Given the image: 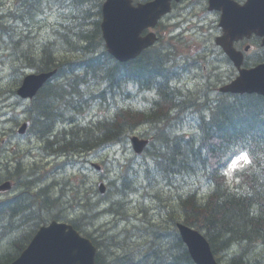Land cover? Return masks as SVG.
<instances>
[{"label": "trees", "instance_id": "obj_1", "mask_svg": "<svg viewBox=\"0 0 264 264\" xmlns=\"http://www.w3.org/2000/svg\"><path fill=\"white\" fill-rule=\"evenodd\" d=\"M16 2L15 10L9 12V16H0L1 37L6 33L11 38H14V34L31 35V32L18 34L12 27L6 30L2 24L9 21L6 17L23 22L26 9L32 12L35 5L36 11L41 10V0ZM63 2L67 3L68 15L56 24L67 31L65 38L60 35L61 28L54 29L52 41L37 49L33 46L30 48L32 52L25 54L31 62L30 67L38 72L57 69L53 80L41 90L30 108L32 132L44 141L55 132L59 121L72 127L68 133L57 137L58 147L55 148L51 141L45 151L57 156L101 151L117 145L122 138L125 144L135 127L146 124L152 134L162 138L160 148L152 153L157 158L153 161L160 165H163V161L173 164L170 175L157 164L153 177L156 184L169 176L174 181H177L178 175H181L179 178L189 176L188 179L195 180L203 176L207 179L200 180L212 187L203 199H198L191 191L186 196L178 193L182 195L175 199L178 214H175V209L159 213L163 227L153 226L150 222H141V227L133 226L131 230L141 228V234L127 232L126 237L132 239L131 246L116 243L114 237H102L107 243L106 249L119 248V251H108L109 261L100 250V244L82 231V222L89 218L75 219L71 222L74 227L97 246L96 264H194L174 226L176 219H182L185 224L201 232L205 230L219 260L225 254L229 257L227 264H264V97L222 93L218 90L222 83L216 85L209 78L205 82L200 78L194 90L174 86L173 80L178 75H173L171 70L176 67L174 55L177 53L163 52L159 47L122 65L103 48L100 32L103 0ZM167 45L173 48L171 43ZM129 85L137 86L144 92L154 89L158 98L148 100L150 107L146 110L121 108L113 113L111 102L117 103L120 94L124 93L122 89ZM95 106L107 109V112L88 121ZM174 114L177 116L174 117ZM76 116H80L79 122H76ZM174 118H182L186 122L194 119L200 140L172 138L166 130L169 125L173 126ZM243 150L250 154L251 164L236 174L238 183L228 185L222 170ZM36 168L33 169L34 173L26 175L33 177V180L23 181L19 164L18 182L23 185V193L0 206V264L14 261L39 227L47 223L51 214L49 211L60 210L58 199L49 197L51 190L48 187L31 193L37 180L34 179ZM125 168L129 171L130 165ZM124 175L121 190L115 189L120 197L137 189L130 182L131 177L128 179V172ZM164 182L170 185L169 188L176 185ZM119 210L114 208V211H107L114 216L121 213ZM144 212L147 211H142V214ZM135 238L140 242L133 241ZM128 248L129 251L125 252Z\"/></svg>", "mask_w": 264, "mask_h": 264}, {"label": "rangeland", "instance_id": "obj_2", "mask_svg": "<svg viewBox=\"0 0 264 264\" xmlns=\"http://www.w3.org/2000/svg\"><path fill=\"white\" fill-rule=\"evenodd\" d=\"M198 1L200 0H186L179 8L173 11V17L177 16L178 18L165 25L164 29H162V27L159 29L160 34L166 36L167 31L180 26V28L173 34L179 35L183 33L182 38L184 40L188 39L192 42L189 47L190 53L197 51L193 41L198 44H211L210 38H213L217 33V30H210L211 27L215 26L217 19L216 16L206 15V13L204 14L203 11L205 10V7H203V4H198ZM16 4V0H0V15L9 16L7 12H9V10H15ZM25 12L23 22L6 17L9 21L2 24V27L6 30L7 28L12 27V29L18 34L24 33V35H26L28 32H31V35H28L27 37L13 35V39L18 42L25 40L24 45L18 46L15 51L16 53L13 52L12 40H10L11 37L7 35L8 33L2 37L0 36V144L2 140L6 139L1 148L0 173L5 165L9 164L12 166L10 161L18 160L22 164L21 166L24 167L21 170L23 177L31 172L30 169L38 167V176L36 175L34 178L39 179V181L35 183L38 186L32 188L34 191L31 190V193H36V189L39 186L47 188L46 186L55 185V187L51 189L52 191L50 192L51 195H49V197L57 199V194L61 193L64 183H66L67 186H70L68 189H72L73 192H69L65 195V199L58 200L60 210L49 211V213H51L48 215L49 220L53 219L54 216L66 218L70 222L79 217L86 216L89 218L82 222L81 226L86 231L94 233V239L100 244V250L106 254V261H109L108 251H119V248L111 247L106 249L107 243H105V240H102V237H114L116 243H124L127 246H131L132 239L126 237L127 232H129V234L134 232H137L139 235L141 234V228L134 231L131 230L133 226L141 227V222H150L153 226L163 227L161 222L162 218L158 214L164 212L163 210L172 211L174 209L175 214H178L176 211L178 207L177 200H175L179 195L178 193L186 196L190 191H194L198 194V198L202 199L208 195L210 187L207 188L204 181L195 180L193 178L188 179L190 178L189 176H187L186 179L177 178V181H174L171 178L172 182L176 184L171 186V188H169L170 185L168 186L165 182L156 184L153 180V176L151 178L143 177L144 170L141 169L138 164L145 162L146 157L137 158L134 155V151H132L129 141L125 145L114 146V148L110 147L102 151H92L90 154L85 155L84 159H81L83 161L76 162V165L73 163H67L64 165V168H62L61 163L64 162V159H57V157L46 155L43 150L42 140L36 137L32 132L20 138L17 131L19 126L29 118L27 111L31 103L28 101H22L18 98L16 96V90L24 77L36 73V70L30 67L31 62L27 60L28 58L25 54L29 55V52H32L30 48H33V46L37 49L40 46H43L47 41H52V31L54 29L61 28L59 30L60 35L64 38L67 34V31H63V28L59 24H56L60 20V16L63 17L64 11L60 6L54 5L51 1H42L41 10L39 11H36L34 5L32 12L28 9H26ZM201 17L203 18V23L199 24L201 23L199 20ZM198 27H203L204 30L200 31L197 29ZM191 28H196V30L190 33L192 30ZM162 30L166 33H162ZM0 33L3 34L1 28ZM206 66L210 68L207 63H204L201 64L196 71H192L190 74L185 75L182 81L180 80L181 85L194 90L198 84L199 77L203 76L205 82V77L213 76L212 70L214 68L211 67L210 71ZM225 77L227 76L223 73L221 79L224 80ZM213 80L217 79L213 78L210 81ZM218 83H221V81H218ZM128 94L131 96L130 102L129 100H127L126 103L122 102V100L125 99V96L122 94L123 97L121 95L118 97L121 101L117 103L121 104L120 106L122 107H124L125 104L126 107L131 106L133 110H141L133 107V105L140 102L146 103V101H144L146 96H143L141 93L137 95V89L134 87L129 89ZM112 103L114 104L112 109H114L117 103L116 101H112ZM106 110L107 109H102L99 106L92 107L89 117H93L96 114L105 115L107 112ZM182 125L186 126V134L184 137L188 140L191 138L190 130L196 128L195 125L197 126V122L194 119H190L187 123L186 121L183 122ZM147 130H150L149 127H147ZM147 130L142 129V131H134L129 138L135 135L145 138L149 137ZM61 133L60 129L56 130L55 136H58ZM175 133L179 134L177 131H175ZM156 138L157 136L154 134L153 146L157 143ZM158 148L159 147H156L157 151ZM193 160L196 161L194 158ZM129 161H132L134 164V175H132L133 180L131 179L132 185L136 186L135 188H137V185L139 184H144V186L138 189V191L132 193V198H129L131 201L128 200V205L123 206L125 205V198L123 197L126 196H122L121 198L118 191L116 192L115 189L117 188L121 190L123 185L122 177L125 176L124 174L128 172L129 179L133 172L130 173V171H126L125 167L122 168V165L125 166L126 164H129ZM91 163L101 164L104 168L101 173L111 189V192L110 189H108L106 196H101L98 192L96 184L100 181L101 177L100 174L93 169ZM6 177H8L7 173H2L0 175V179ZM31 178L26 176L25 180L30 181ZM116 181L117 183H115ZM82 183L84 184L82 185V189H80L79 185ZM15 186H17L16 182ZM20 190L21 189L16 187L12 194H3L0 196V200L12 198L19 193ZM76 190L81 194L77 195ZM156 190H158L159 193H157ZM74 195L77 196L73 198ZM84 197L85 199L87 198V200H83ZM157 198H160V200ZM120 206H122V209L119 208ZM114 208H119L121 213L114 216L104 214V211L107 209L114 211ZM143 210L147 212L142 214L141 212ZM95 214H99V216L91 220L92 216ZM144 217L146 219H144ZM133 241L140 242L137 238L133 239ZM143 241L144 240L142 239V243ZM127 251H129V248L125 250V252ZM222 261L227 262L224 259Z\"/></svg>", "mask_w": 264, "mask_h": 264}, {"label": "water", "instance_id": "obj_3", "mask_svg": "<svg viewBox=\"0 0 264 264\" xmlns=\"http://www.w3.org/2000/svg\"><path fill=\"white\" fill-rule=\"evenodd\" d=\"M171 1L153 0L135 7L132 0H106L102 9L101 27L109 52L120 62H126L151 46L156 40L154 34L146 37L140 35L143 30L154 27L157 20L170 11ZM210 9L223 12L220 26L225 36L218 42L239 67L242 56L233 49L232 43L250 37L252 33L264 37V0H248L244 6L231 0H210ZM47 78L42 76L31 81L30 91H37ZM25 91L27 89L22 90ZM222 91L264 96V64L241 71L240 76ZM143 147V142L136 146L138 152ZM3 190H6L5 186ZM179 230L185 236L189 253L197 264H217L209 244L198 232L184 226H179ZM95 252L96 248L91 241L82 238L72 226L54 222L42 228L28 249L12 264H95Z\"/></svg>", "mask_w": 264, "mask_h": 264}, {"label": "bare ground", "instance_id": "obj_4", "mask_svg": "<svg viewBox=\"0 0 264 264\" xmlns=\"http://www.w3.org/2000/svg\"><path fill=\"white\" fill-rule=\"evenodd\" d=\"M3 13V12H2ZM73 13V12H72ZM0 16H2V17H4V15H0ZM10 19V18H9ZM17 21V20H16ZM2 22V21H1ZM64 23V22H63ZM15 26V25H14ZM54 27V26H53ZM87 28V27H86ZM2 32V31H1ZM10 34V33H9ZM8 38V37H7ZM10 40H12V46H13V52H15L16 50H17V48H18V46H21V45H24L25 44V40H23V41H20V42H18L17 40H14L13 38H11ZM106 51H107V49H106ZM16 53V52H15ZM107 53H108V51H107ZM109 54V53H108ZM21 57V56H20ZM22 59V58H21ZM156 62V61H155ZM118 63H120V64H129L130 62H127V63H124V62H118ZM159 63V62H158ZM176 63V67L174 68V69H172L171 70V73H173V75H175V74H177L178 76L177 77H175V80H173L174 81V83H173V85L174 86H180V87H184V86H182L181 85V81H182V76H181V74H183L184 76L185 75H188V74H190L192 71H196V69L195 68H190V67H188L187 65H186V63L184 62V61H176L175 62ZM95 64V63H94ZM115 67H116V65H114ZM148 67V66H147ZM113 68V67H112ZM116 69V68H115ZM156 69V68H155ZM120 70V69H119ZM135 71H137V69L135 70ZM140 71V70H139ZM148 71V70H147ZM56 73H57V69H54V70H51V71H47V72H38V71H36V73H32V74H29V75H27L26 77H24V79L22 80V82H21V84L19 85V87L17 88V90H16V96L18 97V98H20L22 101H28V102H30L31 104L29 105V107H28V111H27V113H28V115H29V111H30V108H31V106H32V104H33V102L35 101V99L39 96V94H40V92H38V93H33V92H31L30 90H31V88H32V82L31 81H36L37 80V78H40V77H42V76H48V78H47V82H46V85L48 84V82H50L51 80H53V78H54V76L56 75ZM140 73V72H139ZM126 73H124V75H125ZM148 74V73H147ZM152 74V73H151ZM109 75V74H108ZM129 75V74H128ZM138 76H140V75H138ZM142 76V75H141ZM221 77L222 76H219V77H215L214 75H213V78H216L217 80H213V82L217 85V84H219L218 83V81H223L222 79H221ZM133 78V77H132ZM200 78H203L204 79V77L203 76H201V77H199V79ZM118 79V78H117ZM120 79V78H119ZM118 79V80H119ZM142 79V78H141ZM198 79V80H199ZM108 80V79H107ZM181 80V81H180ZM172 81V82H173ZM45 85V86H46ZM170 85H172V84H170ZM215 85V87H217ZM44 86V87H45ZM43 87V88H44ZM132 87H134V86H132ZM42 88V89H43ZM135 88L137 89V95L139 94V93H144V91H141V89L139 88V87H137V86H135ZM184 88H186V87H184ZM24 89H27V91H25V92H22V90L24 91ZM41 89V90H42ZM129 87L127 86V87H124L123 89H122V91H124V93H122L124 96H125V99L124 100H122V102H124V103H126V101L127 100H129V102H130V99H131V96L128 94V91H129ZM165 89V88H164ZM100 91V90H99ZM172 92V91H171ZM122 94H120L122 97H123V95ZM169 95V94H168ZM175 95V94H174ZM216 95V94H215ZM200 96V95H199ZM138 97V96H137ZM212 97V96H211ZM68 98V97H67ZM96 98H98V97H96ZM217 98H219V97H217ZM77 99V98H76ZM155 100V99H154ZM119 101H121V100H117V102H119ZM144 101H146V103H149L148 102V98H144ZM152 101H153V99H152ZM112 103V102H111ZM56 104V103H55ZM113 103H112V105H111V107L113 108ZM121 104H119V103H117V105L115 106V108L114 109H112L113 110V112L115 113V112H117L119 109H121V108H123V109H128V108H132L131 106H125V104H124V107H122V106H120ZM214 105V104H213ZM216 105V104H215ZM8 106V105H7ZM118 106V107H117ZM117 107V108H116ZM149 108V107H148ZM187 114V113H186ZM185 114V115H186ZM203 114V113H202ZM98 114H96V115H94L93 117H89L88 118V121L90 120H92V119H94L96 116H97ZM196 115V114H195ZM206 115V114H205ZM177 116V115H176ZM175 116V114H174V117H176ZM79 122L80 121V116H78V120H77V116H76V122ZM183 122H185L184 120H182V118H174V122H173V126L172 125H169L168 127H167V132H169L170 133V136L172 137V138H175V137H177L178 139H181V141H183L184 139H185V137H184V135L186 134L185 133V130H186V126H184V125H182L183 124ZM59 123H60V121H59ZM58 123V125H57V129L56 130H59V129H62L64 132H66V133H68L70 130H71V128L72 127H70V125H67V124H65L63 121H61V123L59 124ZM187 123V122H186ZM77 124V123H76ZM193 124V123H192ZM74 125V124H73ZM145 127V128H144ZM147 127H149V125H146V124H144V125H138L137 127H135L134 128V130H133V132L134 131H142V129H146L147 130ZM195 127H196V129H192V130H190V135H191V138L192 139H194V140H197V141H199L200 140V138H201V135H200V133H199V131H198V125L196 126L195 125ZM194 127V128H195ZM245 127V126H244ZM149 131H148V133H149V137H141V136H133V137H131V138H129L130 137V135L132 134V132L129 134V136H128V140H127V142L129 141V143L132 141V140H135L137 137H141L143 140H145L147 143H148V145H149V149H148V151L145 153V155H144V158H145V162H143L142 164H138L140 167H141V169H143L144 170V176L143 177H146V178H151L152 176L153 177H155V171L157 170V164H158V162H157V164H156V162H154V161H156V159L157 158H155V156L153 157V155H152V153L155 151V149H156V147H159L160 148V146H161V142H162V138L161 137H157L156 138V140H157V143L153 146V144H154V133L152 134L151 133V128L149 127ZM55 130V131H56ZM210 130V129H209ZM246 130V129H245ZM175 131H177V132H179V134H176L175 133ZM32 132V120L30 119V118H27V120L26 121H24L20 126H19V128H18V131H17V134L20 136V138H22V137H24V136H26V135H28L29 133H31ZM181 132V133H180ZM33 133V132H32ZM34 134V133H33ZM50 134V133H49ZM53 135H55V132H52V134L50 135V136H47L45 139H44V141L42 140V143H43V150L45 151V147L47 148V145H49V143L51 142V140L53 139ZM37 137V136H36ZM40 139V138H39ZM46 139H49V140H46ZM188 140H190V139H188ZM6 141V139H4V140H2L1 141V144H0V154H1V151H2V144L4 143ZM126 142V143H127ZM189 143H190V141H189ZM125 145V144H124ZM115 147H116V145H114ZM114 146H111V147H113L114 148ZM174 146V145H173ZM178 146V145H177ZM176 147V146H175ZM108 148H110V147H108ZM108 148H106V149H108ZM158 148V149H159ZM106 149H104V150H106ZM176 149V148H175ZM97 151V150H96ZM102 151V150H101ZM91 153V152H90ZM90 153H87V154H90ZM149 153H151V158H149ZM12 154V153H11ZM45 154L46 155H50V156H53V157H57V159H64V162H62L61 163V167L62 168H64V165L65 164H67V163H69V162H71V161H73L74 160V155H70L69 153L66 155V153H63V154H61V155H59V156H55V155H53L52 153H47L46 151H45ZM86 154V155H87ZM134 155L137 157V158H140V156H139V154H138V152L137 151H134ZM148 157V158H147ZM0 160H1V158H0ZM154 160V161H153ZM162 162V161H161ZM10 163H11V165L12 166H10L9 164H7V165H5L4 166V169L1 171V173H0V175L2 174V173H7V175H8V177H6V178H1L0 179V196H2L4 193H3V187L5 186L6 187V189L7 190H11V191H14V189L17 187L18 189H21L20 190V192L19 193H17L14 197H12V198H8V199H3V200H0V206L1 207H3L4 206V204H6L7 202H9V201H13V200H15L17 197H19V196H21V193H23L22 191V188H23V185H21V183H19L18 182V170H17V167L19 166V164H21L18 160H15V161H10ZM1 164H2V162H1ZM125 164V163H124ZM162 164L163 165H160V164H158L159 165V167L163 170V171H165L168 175H170V170H172L171 168H173V164H171V163H169V162H165V161H163L162 162ZM22 165V164H21ZM126 165H128V164H126ZM125 165V166H126ZM129 165H130V169H129V171H130V173L133 171V168H134V164L132 163V161H129ZM91 166L93 167V169H94V166H95V169L97 170V171H99V172H102L103 171V166L101 165V164H96V163H91ZM125 166H123L122 165V168H124ZM22 167V166H21ZM179 167V166H178ZM11 168H12V170H11ZM22 168H24V167H22ZM26 169V168H25ZM33 169H37V168H32V169H30V173H34V170ZM94 169V170H95ZM180 169V168H179ZM22 170V169H21ZM22 172V171H21ZM29 173V174H30ZM184 173V172H183ZM132 175H134V171L131 173V175H130V177H131V179L133 180V178H132ZM38 176V175H37ZM176 176V175H175ZM181 175H179L178 176V179H181V178H184V179H186L187 177H181V178H179ZM26 178V177H25ZM25 178L23 177V175H22V180L24 181L25 180ZM31 178V177H30ZM200 179H207L206 177H203V176H200ZM199 179V180H200ZM21 180V181H22ZM113 180H115V179H113ZM132 180L130 181L131 183H132ZM36 181V183L39 181V179H37V180H35ZM164 181H166L168 184H170L171 182H172V179L170 178V176H169V178H167V179H162L161 181H160V183L162 182H164ZM15 182L17 183V186H15ZM51 183V182H50ZM119 183V182H118ZM139 183V182H138ZM48 184V183H47ZM38 185H34V187H37ZM144 186V184H139V185H137V189L135 188L136 186H134L133 185V187H134V189H136L135 190V192L136 191H138V189H140L141 187H143ZM33 187V188H34ZM46 187H48L50 190L53 188V187H55V185H49V186H46ZM60 187V186H59ZM209 187V185L207 186V188ZM68 188H70V186H67L66 185V183H64V185H63V188L61 189V193L60 194H57L58 195V200H60V199H65V195H67L69 192H73V190L72 189H68ZM98 188V187H97ZM41 189H43L42 188V186L40 187H38L37 189H36V192L38 193ZM32 190V189H31ZM112 190H114V189H112ZM32 191H34V189L32 190ZM52 191V190H51ZM107 191H108V189L107 190H104V191H102V190H99L98 189V192L100 193V195L101 196H106V194H107ZM76 192H77V195H79V194H81V193H79L78 192V190H76ZM157 192V191H156ZM192 192V191H191ZM134 193V192H133ZM157 193H159V192H157ZM192 193H194L196 196H197V198H198V194L196 193V192H192ZM51 194V193H50ZM53 194V193H52ZM208 194H209V192H208ZM26 195V194H25ZM24 195V196H25ZM49 195V194H48ZM77 195H74L73 196V198H75V196H77ZM157 195V194H156ZM189 195V194H188ZM132 196H133V194H132V192L129 194V195H126V197H125V201H124V203H125V205H123V206H127L128 205V200H129V198H132ZM208 196V195H207ZM156 197V196H155ZM54 198V197H53ZM55 198H56V195H55ZM122 198V197H121ZM204 198V197H203ZM202 198V199H203ZM83 199H85V197L83 198ZM156 199V198H155ZM199 199V198H198ZM201 199V198H200ZM45 201V200H44ZM129 201H131V200H129ZM28 202V201H27ZM83 203V202H82ZM13 205V204H12ZM119 208H121L122 209V206H120ZM119 208H117V209H119ZM53 209V208H52ZM96 209V208H95ZM108 210V209H107ZM104 211V214H109L108 213V211ZM143 211H145V210H143ZM177 211V210H176ZM96 212V211H95ZM119 212H121V210H119ZM87 213V212H86ZM142 213V212H141ZM93 214V213H92ZM89 215V214H88ZM110 215V214H109ZM94 216V215H93ZM92 216V217H93ZM95 216L96 217H98L99 216V214H95ZM130 219V218H129ZM128 219V220H129ZM175 224H174V226H175V228H176V230H178V228H179V226H184V227H187L188 229H191V226H189V225H187V224H185L184 223V221L182 220V219H176V221L174 222ZM144 225V224H143ZM146 226V225H145ZM128 229V228H127ZM128 230H130V229H128ZM149 232V231H148ZM198 232H199V234H201L202 235V237L203 238H205V241H206V243L207 244H209L208 246H210L209 248H210V251H211V253L215 256V254H214V252H213V249H212V246H211V244H210V242L208 241V238L206 237V235H207V232L205 231V230H203V232H201V231H199L198 230ZM178 233V232H177ZM178 235H179V237H180V239H181V241H182V243L185 245V247H187V241H186V239H185V236L183 235V234H181V233H178ZM174 237H175V235H174ZM122 238V237H121ZM176 238H178V237H176ZM123 239V238H122ZM121 239V240H122ZM149 239V238H148ZM176 240V239H175ZM148 241V240H147ZM128 242V241H127ZM243 243V242H242ZM163 244V243H162ZM150 245V244H149ZM244 245V244H243ZM258 245V244H257ZM96 246V245H95ZM169 246V245H168ZM233 246V245H232ZM187 249V248H186ZM96 250L98 251V249H97V246H96ZM239 252H240V250H239ZM125 254H127V253H125ZM236 254V253H235ZM238 254V253H237ZM215 258H216V256H215ZM228 258L229 257H227L225 254L224 255H222V256H220V260L218 259V258H216L217 259V261L220 263V264H226L227 262H223L222 260L224 259L225 261H227L228 260ZM253 259V258H252ZM260 261V260H259ZM258 261V262H259ZM253 263V262H252ZM257 263V262H256Z\"/></svg>", "mask_w": 264, "mask_h": 264}, {"label": "clouds", "instance_id": "obj_5", "mask_svg": "<svg viewBox=\"0 0 264 264\" xmlns=\"http://www.w3.org/2000/svg\"><path fill=\"white\" fill-rule=\"evenodd\" d=\"M174 83V82H173ZM132 85H129V88H131ZM143 96H146L149 101L152 99H157L158 97L156 96L155 90H150V91H145L142 93ZM133 107L141 110H146L148 107H150L149 103H135ZM251 163V157L244 153V152H239L236 157H234L228 164L227 166L222 170V174L226 176L227 178H231L234 174L235 171L247 167Z\"/></svg>", "mask_w": 264, "mask_h": 264}, {"label": "flooded vegetation", "instance_id": "obj_6", "mask_svg": "<svg viewBox=\"0 0 264 264\" xmlns=\"http://www.w3.org/2000/svg\"><path fill=\"white\" fill-rule=\"evenodd\" d=\"M214 69L212 70L213 72V75L215 77H219V76H222V72L220 70L217 69V65H213ZM182 78H184L185 76L183 74H181Z\"/></svg>", "mask_w": 264, "mask_h": 264}]
</instances>
